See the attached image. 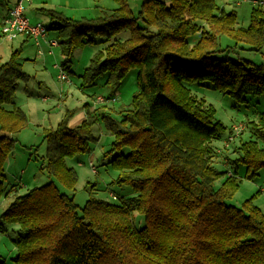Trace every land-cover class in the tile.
Instances as JSON below:
<instances>
[{"label": "trees", "instance_id": "trees-1", "mask_svg": "<svg viewBox=\"0 0 264 264\" xmlns=\"http://www.w3.org/2000/svg\"><path fill=\"white\" fill-rule=\"evenodd\" d=\"M116 1L117 8L92 19L46 10L59 23L63 67L69 68L74 49L95 36L104 39L79 76L82 90L106 74L105 85L114 93L130 69L138 72L137 91L119 118L88 109L85 119L70 127L73 111L66 110L55 129L44 130L43 168L73 190L77 174L66 160L91 151L93 125L102 120L113 135L108 165L117 172L116 183L129 186L134 195L114 203L90 192L81 214L52 181L15 196L0 214V228L17 224L22 233L10 264H264V211L253 197L241 207L227 203L241 183L234 174L214 187L226 172L214 165L212 140L224 127L214 119V108L186 85L208 81L238 98L264 94V63L216 56L221 35L261 51L264 9L254 6L243 27L236 12L220 9L216 0H143L137 15L126 0ZM121 32L129 36L113 39ZM196 34L199 40L190 44ZM28 77L20 49L0 64L3 132L17 133L28 123L21 107H5L13 103L18 80ZM251 126L263 147L255 141L238 147L248 179L264 167V111ZM16 142L0 135V199L4 165ZM134 212L144 216L140 228ZM0 264H7L1 254Z\"/></svg>", "mask_w": 264, "mask_h": 264}, {"label": "rangeland", "instance_id": "rangeland-1", "mask_svg": "<svg viewBox=\"0 0 264 264\" xmlns=\"http://www.w3.org/2000/svg\"><path fill=\"white\" fill-rule=\"evenodd\" d=\"M27 4L25 14L32 24L42 23L46 28V39L58 42L60 35L55 29L59 23L51 20L46 10H54L72 19H92L103 16V11L109 12L119 6L116 0H31ZM143 0H126L129 9L134 15L140 10ZM12 0H0V13L6 10ZM220 9L226 12L235 11L238 24L247 27L250 22V12L254 7L248 0H216ZM42 5L44 10L35 7ZM41 13V14H40ZM31 19H36L31 20ZM23 35V34H21ZM129 36L128 32H121L113 39H125ZM33 40V39H32ZM101 36H95L94 42L74 49L70 56L69 68L62 66L65 56L62 54L61 46L43 49L40 40V47L36 46L35 41L29 40V49L20 55L22 70L29 76L27 79H20L15 88V95L12 102L21 105V109L28 117V123L21 131L10 134L9 137L17 140L16 146L8 156L4 165L5 186L4 193L7 198L0 199V214L7 208L8 204L17 195L26 193L29 189L41 186L52 181L58 189L72 197L78 206V213L89 198L92 192L95 197L120 203L122 199L134 195L132 189L124 184L116 183L117 172L113 170L108 162L114 154L109 152L113 135L106 129L104 122L98 120L92 128L94 139L91 141V151L86 154L76 155L66 160L68 166L73 167L77 174V182L74 189H69L61 182L50 176L46 169L45 157L47 153V141L44 139L45 129H55L66 109L75 111L76 107L82 109L80 101L93 103L96 95L113 96L116 102L107 104L106 111L112 117L119 118V110L129 105L133 94L137 91L136 77L138 70L130 69L123 77L118 89L112 93L106 87V74H102L95 81V84L82 90L80 75L90 64L93 55L104 45ZM199 40V35L189 37L190 44ZM219 49L216 53L219 58H228L234 62L250 61L255 64L264 63V47L261 51L250 49L248 45L236 43L235 40L227 35L218 37ZM41 49V52H38ZM51 50V51H50ZM63 68L67 75V80H61L58 75ZM192 94L198 99H204L206 104H210L214 110V119L219 121L224 127L223 132L218 138L212 140V145L217 151L214 157V165L219 171L226 172L219 179L214 181L217 188L225 179L228 170L236 177L240 178L241 183L236 193L228 199L227 203L235 207H241L243 203L253 197V203L264 211V167L258 170L253 179L246 177V165L239 161L242 154L238 147L241 143L255 141L260 147L263 144L251 131V122L264 111V94L244 95L240 98L230 94L226 90L214 88L208 81L187 83ZM11 104V103H10ZM6 104L5 107H11ZM240 125V126H239ZM238 126L240 134L237 139L225 146L230 128ZM0 133H4L0 130ZM126 153V151L124 152ZM93 164L96 171L90 166ZM116 198H113L112 196ZM133 220L136 227L144 225V216L139 212L133 213ZM17 224L3 225L0 228V254L7 264L15 256V241L21 235Z\"/></svg>", "mask_w": 264, "mask_h": 264}, {"label": "built area", "instance_id": "built-area-1", "mask_svg": "<svg viewBox=\"0 0 264 264\" xmlns=\"http://www.w3.org/2000/svg\"><path fill=\"white\" fill-rule=\"evenodd\" d=\"M30 0H16L13 6L9 9L7 15L4 17L0 24V33L10 39H16L19 35L23 34L27 37H30L35 41L36 46L40 47V40H45L46 28L42 23L32 24L28 17L25 14V4ZM253 3L254 6L264 9V0H248ZM46 43L49 47H55L58 45L56 40H47ZM41 52V49H38ZM51 51V50H50ZM58 78L61 80H67V75L64 73L63 68L58 75ZM116 102V98L113 96L106 97L105 95H96L93 98L92 108H96L100 104H111ZM240 126V125H239ZM241 131H239L238 126H233L230 128L227 139L225 141V146H228L231 142L235 141L239 136ZM90 166L95 172L96 169L93 164L90 163ZM228 175H232L230 170L227 172Z\"/></svg>", "mask_w": 264, "mask_h": 264}, {"label": "crops", "instance_id": "crops-1", "mask_svg": "<svg viewBox=\"0 0 264 264\" xmlns=\"http://www.w3.org/2000/svg\"><path fill=\"white\" fill-rule=\"evenodd\" d=\"M16 0H12V2L10 3V5L7 6L6 10L3 11L2 13H0V24L2 22V20L4 19V17L7 15L9 9L13 6V4L15 3ZM31 4L32 1L30 0L29 2H26V6L27 4ZM25 6V8H26ZM36 9H40V10H44L45 7H43L42 5L35 7ZM45 11V10H44ZM46 12V11H45ZM41 14V13H40ZM31 20H36V19H31ZM30 21V20H29ZM31 22V21H30ZM57 26V25H56ZM57 30V29H56ZM29 40L33 41L30 37H27L25 35H19L16 39L10 40L6 37H4L1 33H0V64L3 63L4 61L8 60V58L10 57L11 53L14 50L20 49V55H22L23 52H25L26 50H28L29 48L27 47L29 45ZM48 39L45 40H41L43 43V49H46V41ZM39 52V50H38ZM15 98V97H14ZM85 102V103H83ZM82 105V109L78 111L77 107L76 110L73 111V115L70 117V119L68 120V125L70 127H75L77 125H79L86 117V111L89 109L91 112L93 110H100V109H104L106 110L107 104H100L98 105L96 108H92V104L90 103H86V101H80L79 105ZM13 106H18L21 107V105L17 102H15V99L11 105L12 108ZM22 108V107H21ZM68 110V109H66ZM0 135H5L7 137H9L10 135H8L6 132L4 133H0ZM217 151H216V155H217ZM229 171V170H228ZM8 195L3 197V198H7ZM9 200H11L10 198H7ZM9 205V204H8Z\"/></svg>", "mask_w": 264, "mask_h": 264}]
</instances>
